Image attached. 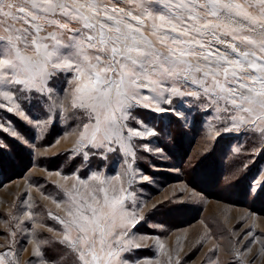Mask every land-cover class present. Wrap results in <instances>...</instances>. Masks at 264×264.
Segmentation results:
<instances>
[{
	"label": "snow or ice",
	"instance_id": "6c2138e0",
	"mask_svg": "<svg viewBox=\"0 0 264 264\" xmlns=\"http://www.w3.org/2000/svg\"><path fill=\"white\" fill-rule=\"evenodd\" d=\"M189 116L211 124L216 139L246 138L238 154L264 156V0H0V168L16 148L60 124L72 129L67 152L82 166L70 188L53 181L56 196L41 191L58 209L64 205L63 215L45 209L61 228L37 224L38 209L18 198L15 214L2 221L0 264H21L28 249L17 248L18 234L31 237L23 264H142L130 254L159 237L138 236L137 228L173 198L142 211L138 197L153 178L141 170V156L167 160L162 135L170 132L156 121ZM109 160L123 169L111 195V178L101 171ZM93 162L96 170L81 179ZM248 194L264 195V179L250 183ZM224 231L230 260L223 264H264V229ZM203 243L169 249L168 264H186ZM222 247L215 244L216 259L205 254L201 264H221Z\"/></svg>",
	"mask_w": 264,
	"mask_h": 264
},
{
	"label": "rangeland",
	"instance_id": "374dc122",
	"mask_svg": "<svg viewBox=\"0 0 264 264\" xmlns=\"http://www.w3.org/2000/svg\"><path fill=\"white\" fill-rule=\"evenodd\" d=\"M156 123L165 132H170L168 136L162 135L163 143L167 144L168 159L161 160L158 156L142 154L141 170L152 176L153 182L144 184L138 199L143 212H147L157 201H164L165 197L173 199L171 203L159 205L137 228L138 236L150 235L159 237V240L145 241L144 243L154 246L138 250L130 254V258L138 259L142 264L144 261L150 264H168L169 249L179 247L187 251L198 239H204L203 246L188 257L186 264H201L205 254L212 256L210 249L217 243L223 246L216 254L221 264L229 261L230 256L226 251L230 245L228 232L221 234L222 226L226 225L228 229L236 226L237 231L249 225L253 231L264 229V195L254 197L248 194L250 183L264 179V156L250 155L243 148L238 154L235 148L238 144H245L246 138L237 140L226 134L216 139V129L211 124L202 122L200 117L193 120L189 116L186 122H176L164 117L157 119ZM71 131L72 129L62 124L53 127L50 133L40 134L28 147L16 148L9 162L0 168V244L5 243L6 226L2 221L15 214L14 205L19 200H26L29 205L38 209L40 216L37 217V224L43 221L54 229L62 227L57 221L46 217L45 209L63 215L61 209L64 205L58 209L51 199H45L41 195V191L46 195L56 196L61 190L53 186V181L66 188L76 183L77 169L82 166L78 160L73 163L72 153L67 152L72 148V139L65 133ZM154 162L155 168L151 166ZM96 164L97 162H93L88 171H80L81 179H87L90 172L96 170ZM122 170L121 163L115 160H109L101 166L105 176L111 178L110 195L111 189L118 191L121 186V182L115 177ZM56 172H60L61 176H56ZM65 175L69 180L62 179ZM121 180L127 188V177L122 176ZM77 188L81 193L85 191L79 184ZM25 190L28 195L22 196ZM181 190L182 196L174 195ZM193 190L200 194L199 198H192ZM60 198L67 199L64 196ZM238 221L243 223L238 225ZM152 224H161L162 228H151ZM208 229H211V236L206 237ZM47 235L51 234L45 232V236ZM16 239L19 241L17 248L28 249L20 253L23 264L29 258L32 248L31 243H26L25 240L31 237L18 234ZM160 243L166 247L161 249ZM257 246L252 245L253 248ZM212 259H216V256H212ZM255 264H261V260H256Z\"/></svg>",
	"mask_w": 264,
	"mask_h": 264
}]
</instances>
